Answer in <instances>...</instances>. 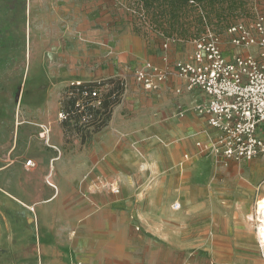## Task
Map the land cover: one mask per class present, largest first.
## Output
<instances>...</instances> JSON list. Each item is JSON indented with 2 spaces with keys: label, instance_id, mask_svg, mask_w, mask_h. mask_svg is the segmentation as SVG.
Listing matches in <instances>:
<instances>
[{
  "label": "crops",
  "instance_id": "obj_1",
  "mask_svg": "<svg viewBox=\"0 0 264 264\" xmlns=\"http://www.w3.org/2000/svg\"><path fill=\"white\" fill-rule=\"evenodd\" d=\"M98 1L96 8L91 5L83 10L82 0H45L47 15H32L34 21L47 22L49 45L54 38V54L50 58L52 73L58 77L59 112L60 96L70 83L110 82L102 87L103 91L112 87V81L125 82L121 102L113 107L108 123L86 142L76 133L67 138L62 122L52 128L61 156L67 151L72 177L80 179L86 172L87 178L101 180V184L88 191L91 197H78L75 207L95 206L92 209L98 213V206L115 204L111 188L117 185L116 179L132 186L129 177L147 181L169 167L172 170L167 174L172 180L185 175V180L190 181L183 201L185 214L178 218L180 225L171 229L156 211V200L146 207L143 204L137 214L143 228L138 244L146 251V264H152L153 257H158L164 246L187 253L189 264H264L258 227V205L264 197V154L229 161L227 165L217 162L211 154H203L196 143H209L219 134L192 109L194 104L206 102L207 96L199 89L188 91L185 81L177 76L167 79L155 91L146 90L133 77V72L147 61L165 67L188 60L195 48L194 41L172 40L165 49L166 42L159 33H139L133 19L118 21L117 0ZM259 134L264 138V125ZM15 150L13 147L12 154ZM25 163H3L0 159V247L4 242L14 245L25 238L28 243H35L34 225L28 215L32 216L39 206L55 208L59 190L47 191L41 200L32 199L30 171L36 167H27ZM63 164L60 162L62 170ZM60 174L61 177H55L57 181L65 178L63 172ZM211 175L218 178L205 179ZM123 177L125 181H121ZM192 179L197 181L193 183ZM210 194L221 199L207 200ZM106 210L108 207L99 212L100 218H92V224L102 227L108 223L103 218ZM22 216L28 217L24 218L27 221L21 220ZM131 217L137 218L134 214ZM135 222V230L140 231V224ZM106 232L96 231L100 241L115 239L113 230L107 228ZM47 257L44 256V262ZM163 257L161 264H165ZM36 259L35 255H3L0 264H37ZM92 260L94 264H117L116 255L111 253H102ZM83 263L89 264L87 259Z\"/></svg>",
  "mask_w": 264,
  "mask_h": 264
},
{
  "label": "rangeland",
  "instance_id": "obj_2",
  "mask_svg": "<svg viewBox=\"0 0 264 264\" xmlns=\"http://www.w3.org/2000/svg\"><path fill=\"white\" fill-rule=\"evenodd\" d=\"M89 1L82 0L80 6L83 10L90 9L91 5L94 8L100 5L98 0L92 3ZM244 1L245 10L230 23L242 21L251 25L258 13L264 14V0ZM109 4L113 5L112 2ZM117 5L118 21L133 19L127 0H117ZM47 12L45 0H38L37 3L36 0H0V159L3 163L13 160L21 165L27 160H36V168L30 171L29 180L33 200L43 199L47 191L53 193L59 190L54 209H41L39 206L36 212L31 213L32 216L28 215L30 224L34 225L35 243H28L26 238L14 245L4 242L0 247V256L35 255L37 264H84L85 259L89 264H94V256L111 253L116 255L117 264H146V251L138 244L139 235L143 231L138 211L143 204L146 207L154 199L158 202L156 211L164 216L167 227L176 229V225H180L178 218L185 214L183 201L190 181L185 180V175L172 180V176L167 174L172 168L164 165L168 167L166 170L148 177L147 181L141 177H129L132 186L128 182L118 183L120 179H116L117 185L111 188L115 204L106 206L108 210L103 212V218H107L108 223L106 221L102 227H96L91 219L100 218L99 212L105 206H98L101 208H96L98 213L93 210L95 206L75 207L78 197L81 200L91 197L88 191L99 185L101 180L87 178L86 172H81L84 174H81L80 179L72 177L67 151L61 156L53 139L52 128L62 121L57 105L58 77L51 69L54 38L49 45L47 22L32 20V15L45 17ZM144 29L149 30L148 27ZM213 29L221 36L225 55L231 57L237 49L232 46L225 29ZM43 126L48 127L45 136ZM13 147L14 150L16 148L14 154ZM19 154L21 156L15 159ZM60 162H64L63 170ZM164 163L167 164V161ZM61 172L65 178L57 181L55 177H61ZM216 178V175H211L205 179L210 181ZM123 180L126 178H121ZM48 181L57 188L52 187ZM194 181L197 180L192 179ZM263 198L259 201L260 205ZM210 199L221 198L210 194L207 200ZM125 200L128 203H123ZM176 203H181V207L175 208ZM132 214L137 218L132 220ZM28 217L22 216L21 220L27 221L24 218ZM260 219L259 214L261 236L264 227H261ZM136 220L141 226L140 231L135 230ZM107 228L113 230L115 239L105 238L107 240L100 241L96 231L101 229L107 234ZM261 252L264 253L263 250ZM45 255L48 256L47 262H44ZM161 255L164 256L165 264H189L187 253L171 251L165 246L158 257H153L152 264H161Z\"/></svg>",
  "mask_w": 264,
  "mask_h": 264
},
{
  "label": "built area",
  "instance_id": "obj_3",
  "mask_svg": "<svg viewBox=\"0 0 264 264\" xmlns=\"http://www.w3.org/2000/svg\"><path fill=\"white\" fill-rule=\"evenodd\" d=\"M225 34L237 49L231 57L225 55L221 36L208 30L193 40L195 48L188 60L165 67L147 61L135 71L134 77L148 91H155L172 76L183 79L188 91L201 90L208 100L194 104L192 109L204 116L208 126L219 134L209 143L198 141L196 145L203 154H211L217 162L227 165L229 161L264 154V138L259 134L264 125V14L258 13L251 25L242 21L232 24ZM165 42L166 49L172 41ZM164 59L168 60L166 56ZM60 114L63 119L64 114ZM43 128L45 136L48 127ZM25 164L35 166L32 159ZM180 206L176 203L175 208ZM260 246L263 248L262 243Z\"/></svg>",
  "mask_w": 264,
  "mask_h": 264
},
{
  "label": "trees",
  "instance_id": "obj_4",
  "mask_svg": "<svg viewBox=\"0 0 264 264\" xmlns=\"http://www.w3.org/2000/svg\"><path fill=\"white\" fill-rule=\"evenodd\" d=\"M127 7L139 33L146 34L144 28L148 27L164 40L188 42L213 31V27L226 30L246 5L244 0H127ZM108 83H70L63 90L60 113L65 116L61 122L67 138L76 133L86 142L108 123L113 107L121 102L125 82L112 81V87L102 91Z\"/></svg>",
  "mask_w": 264,
  "mask_h": 264
},
{
  "label": "bare ground",
  "instance_id": "obj_5",
  "mask_svg": "<svg viewBox=\"0 0 264 264\" xmlns=\"http://www.w3.org/2000/svg\"><path fill=\"white\" fill-rule=\"evenodd\" d=\"M259 214L261 215V219L260 220L262 221V223H261L262 226L261 227H264V199L261 202V205H260V208H259ZM261 239H262L263 244H264V229H263V232H262V235H261Z\"/></svg>",
  "mask_w": 264,
  "mask_h": 264
}]
</instances>
